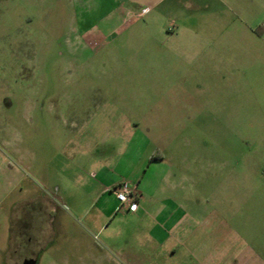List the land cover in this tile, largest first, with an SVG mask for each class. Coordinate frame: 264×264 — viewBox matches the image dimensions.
I'll use <instances>...</instances> for the list:
<instances>
[{"label":"rangeland","instance_id":"1","mask_svg":"<svg viewBox=\"0 0 264 264\" xmlns=\"http://www.w3.org/2000/svg\"><path fill=\"white\" fill-rule=\"evenodd\" d=\"M97 2L0 0V264H142L140 203L111 191L155 174L191 212L264 205V102L235 97V55L190 65L174 18Z\"/></svg>","mask_w":264,"mask_h":264},{"label":"crops","instance_id":"2","mask_svg":"<svg viewBox=\"0 0 264 264\" xmlns=\"http://www.w3.org/2000/svg\"><path fill=\"white\" fill-rule=\"evenodd\" d=\"M97 1V6L113 8L105 18H174L173 55L191 56L190 65L202 56V67L209 71L217 60L221 69L226 56L235 55V71L246 79L244 84L236 77L235 97L264 102V0ZM181 40L186 42L179 45ZM158 177L155 174V187L149 183L151 190L142 186V178L137 184L129 183L138 195L137 212L143 218L137 228L143 238L142 250L125 256L142 264H264V205L231 214L191 212L174 205L173 177ZM113 189L116 209L119 204ZM251 199L254 206H260L264 191H253Z\"/></svg>","mask_w":264,"mask_h":264},{"label":"built area","instance_id":"3","mask_svg":"<svg viewBox=\"0 0 264 264\" xmlns=\"http://www.w3.org/2000/svg\"><path fill=\"white\" fill-rule=\"evenodd\" d=\"M113 192L119 207H131L138 202V195L135 188L127 182H121L113 189Z\"/></svg>","mask_w":264,"mask_h":264}]
</instances>
